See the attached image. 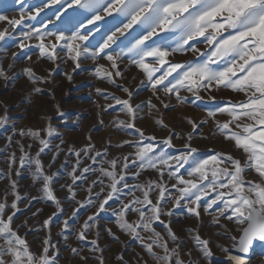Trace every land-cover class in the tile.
I'll return each instance as SVG.
<instances>
[{
	"label": "rangeland",
	"instance_id": "rangeland-1",
	"mask_svg": "<svg viewBox=\"0 0 264 264\" xmlns=\"http://www.w3.org/2000/svg\"><path fill=\"white\" fill-rule=\"evenodd\" d=\"M37 9H40L39 13ZM99 14L101 20L88 24L93 12L79 7L72 0H57L56 3H52V0H0V15L7 17V20L21 21L15 28L10 27L7 20L0 21V31L8 29L5 40L0 41V68L7 76V79L0 77V117L6 115L8 118L6 123L0 125V203L8 205L4 218L15 213L12 228L28 241L35 253L41 252L43 241L50 238L55 247L50 248L49 255L56 254V264H100L101 259L103 264H156L143 247V244L151 242L148 239L151 233L140 228L137 231L142 239L133 237L120 229L117 214L123 204L137 198L143 199V191L138 185L147 190L150 182H162L170 195L166 194L161 211L172 214H162L160 221L153 222V227L168 242L169 248H178L184 264H189V261L192 264H230L224 258L222 248H228L232 244L231 237L239 232L235 223L223 217L219 218V223L214 222V218L219 216V208L223 207L219 201L205 211L215 193L209 192L201 198L196 209L198 216L188 211L189 207L195 206L185 201L174 206L179 193L171 187L176 180L168 176V171L174 169L165 167L161 176L157 169H140L138 162L133 163L135 145L141 140L135 129L144 133V143L155 146L156 155L160 152L169 156L180 155L189 150L184 147L188 144L197 150L193 155L198 159L227 153L243 161L245 155L235 148L232 141L227 140L229 144L226 147L214 142L223 136L217 130V122L222 124L230 119L217 109L229 103L241 102L246 99L245 95L222 86L202 89L198 93L199 99L184 88L178 93H166L164 86H170L169 82L175 83L177 73H172L164 85L153 90L143 71L130 63L131 54L127 52L135 40L144 34L138 25H133L122 36L117 33L116 42L93 57L92 54L98 51L107 37L127 22L115 12L105 15L101 11ZM77 29L88 35V39L82 42L81 55L75 62L71 59L72 54L63 47L64 41L58 43L54 36H45L43 43L49 45V51L52 50L50 43L56 44V58L50 60L47 54L41 55V41L35 35L31 39H24L23 36L25 32L34 30L42 33L59 31L69 36ZM177 36L178 33L158 32L145 43L155 41L171 51L176 47ZM20 44L24 46L19 47ZM193 47L198 51H192ZM84 48H87V52L83 51ZM184 48L185 51L172 52L167 56L168 63L183 65L207 59L206 55H201L209 49L203 37L189 41ZM118 52L124 54L115 59L116 68H113L112 61L106 57L112 55L115 58ZM148 60L151 61V58ZM154 66L160 67L158 64ZM24 69L32 70L35 82L28 79ZM117 71L121 73L120 76H116ZM35 89L40 91L36 92ZM123 89H128V92ZM177 95L182 101L177 99ZM117 99L129 100L134 109L140 106L136 110L134 128L127 127L130 117ZM150 103L155 107H150ZM210 111L216 114L209 116ZM121 121L124 123L121 124ZM157 121H161L163 126ZM189 121L197 127L194 129ZM49 127L54 129L52 136L47 135L46 129ZM21 130L25 132L24 136L20 135ZM30 130L39 131L40 136L27 135ZM232 130L238 131L235 125H232ZM149 137L155 139L150 140ZM169 137L171 147L162 143ZM40 139L48 142L39 158L44 165V173L53 176L51 187L59 201V210L55 203L45 198L42 180H33L34 166L28 163L23 168L20 166L21 145L26 157L35 158L43 147ZM125 141L131 144H125ZM13 156L14 162L10 159ZM124 157H128V168L124 171L125 180L118 186L120 192L114 194L101 210L100 201L106 198L110 190V180L101 174V169L111 170L110 162L115 159L119 173L125 163ZM189 167L186 164L180 169L179 174L185 179L190 178L187 176ZM74 168V175L79 177L75 184L69 175ZM85 169L88 171L85 172ZM245 180L258 182L260 177L249 170L245 173ZM94 181L97 183L93 184ZM13 182L16 184V194L21 197L16 209L11 207L15 200L11 187ZM125 183L128 188L124 187ZM69 186L75 193L74 198L68 191ZM149 196L155 204L159 197L158 188L153 186ZM89 200L91 203H88ZM134 206L147 207L140 204ZM89 216H95V219L88 221L90 227L85 230L82 226ZM50 217L45 227L44 221ZM126 219L136 223L139 214L129 211ZM66 220L68 227L65 229ZM165 224L177 237L175 242L168 237ZM82 230L83 239L79 236ZM197 234L209 241L211 256H205L195 244ZM93 241L96 243L93 244ZM72 249L77 250L75 254ZM154 251L163 254L161 249ZM250 264H264V242L255 250Z\"/></svg>",
	"mask_w": 264,
	"mask_h": 264
},
{
	"label": "snow or ice",
	"instance_id": "snow-or-ice-1",
	"mask_svg": "<svg viewBox=\"0 0 264 264\" xmlns=\"http://www.w3.org/2000/svg\"><path fill=\"white\" fill-rule=\"evenodd\" d=\"M56 2L57 0H52V3ZM72 2L93 12L92 18L87 21L88 24L101 20L102 17L99 14L101 11L105 15H112L115 12L127 21L107 37L98 51L92 54L93 57L115 43L117 33L122 36L133 25L140 27L144 34L135 40L127 52L131 54L130 63L143 71L153 90H156L159 85H164L172 73H177L175 83L169 82L170 86H164L163 91L166 93H178L181 88H184L199 99L198 93L202 89L211 90L213 86H222L245 95V100L235 104L229 103L228 106L217 109L218 112L226 113L230 117L222 124L217 122V130L225 140L232 141L235 148L242 151L245 155L243 161L227 153H216L207 158L198 159L193 155L197 150L190 148L188 144H185L184 147L189 150L180 155L169 156L164 152L156 155L154 154L155 146L151 143H144V133L140 129H135L141 140L135 145V161L133 163L138 162L140 169H157L161 176L164 174L165 167L174 169L168 171L169 178L176 180V184L171 187L179 193L175 197L174 206L185 201L186 204L195 206L189 207L188 211L197 216L199 213L196 209L199 207L201 198L207 196L209 192L215 193V197L209 201L205 211L219 201L223 207L219 208V216L214 218V222L219 223V218L223 217L235 223L239 232L238 237H231V249L225 247L222 248V251L230 255L232 252L246 254L254 241H264V0H72ZM36 11L39 13L40 9ZM31 18L34 19V17ZM57 19H59V14H57ZM4 20H7V17L0 15V21ZM7 23L10 27L15 28L21 21L11 19L7 20ZM81 27H83L82 24ZM158 32L178 33L176 47L169 51L167 47L158 45L155 41H152V44L145 43ZM7 34V28L0 31V41L5 40ZM33 35L41 41L39 48L42 56L47 54L48 59L55 60L56 44L50 43L52 50L49 51V45L43 43L45 36H54L58 43L64 41L63 47L72 54L71 59L74 62L81 55L82 42L88 39V35L81 33L79 29L73 31L69 36H65L63 32L59 31L42 33L39 30L23 34L24 39H31ZM200 37H203L209 46L208 52L201 53V55H206L207 59L200 63L183 65L168 63L167 56L172 52L185 51L184 46L188 45L189 41ZM18 46L23 47L24 45ZM191 50L198 51L194 47ZM83 51L87 52V48H84ZM123 54V52H118L115 54V58L108 55L106 59L112 61V67L116 68L115 59ZM148 58H151V61ZM154 64H158L160 67H155ZM213 65H217V67H213ZM24 73L30 81H36L31 69H24ZM157 73L161 74L156 75ZM115 74L116 76L121 75L119 71ZM109 75L111 74L109 73ZM0 77L7 79L2 68H0ZM123 90L128 92V89ZM35 91L39 92L40 89H35ZM177 99L182 101L179 95H177ZM117 103L124 106L123 110L130 117L127 127L134 128L136 110L140 106L137 105L134 109L127 99H117ZM149 106L155 107L151 103ZM165 106L167 107V105ZM215 114L211 111L208 113L209 116ZM7 119L6 115L0 117V125L6 123ZM120 123L123 124L124 121ZM157 123L163 126L161 121H157ZM189 123L194 129L197 127L192 121ZM232 125H235L238 131H233ZM53 131L54 129L51 127L46 129L48 136H52ZM20 135L24 136L25 132L21 130ZM27 135L39 137L40 132L30 130ZM148 139L155 138L149 137ZM39 143L43 147L36 153L35 158L26 157L23 154V145H21L20 166L23 168L25 163L34 166L33 180H42V191L45 198L55 203L59 210V201L51 187L53 176L44 173V165L39 158L48 142L45 139H40ZM124 143L131 144L130 141ZM162 143L171 147V137L163 140ZM97 155L100 154L97 153ZM10 159L13 162L15 160L14 156ZM124 160L125 163L119 173L116 171L117 161L115 159L110 162L111 170L101 169V174L110 180L108 185L110 190L106 198L99 204L101 210L113 198L114 194L120 192L118 186L125 180L124 171L128 168V157H124ZM186 164L190 165L187 171L189 179H185L183 175L179 174L180 169ZM249 170H253L259 175L258 182L245 180V173ZM75 171L74 168L73 173L69 174L72 176L73 184L79 179L74 175ZM84 171L87 172L88 169ZM95 183L97 181L93 182V184ZM153 186L159 190V197L155 204L149 196ZM11 187L15 195L11 207L16 209L17 201L21 197L15 192V182ZM124 187L128 188V185L125 183ZM137 187L143 191V199L137 198L130 203L123 204L117 214L118 226L137 239H142L137 231L140 228L151 233L148 237L151 242L143 244V247L156 261V264H184L180 259L178 248H169L168 242L153 227V222L160 221L162 214L169 216L172 214L170 211L168 213L161 211V204L164 202L166 194L170 195L168 188L162 182H150L147 190H144V186L141 185ZM68 191L74 198L75 193L71 186L68 187ZM88 203H91V200ZM136 204L147 207L136 208L134 206ZM7 207L6 203H0V241H2L0 243V264H56V254L49 255L50 248L55 247L51 244L50 238L43 241L44 247L41 252H33L28 241L12 228L15 213L4 218L3 214ZM129 211L138 212V222L131 223L126 219V214ZM146 213L151 215H146ZM226 213L229 214L226 215ZM75 214L74 212L73 215L75 216ZM50 219L51 217L44 221L45 227L48 226ZM94 219L95 216H89L82 228L85 230L89 228L88 221ZM161 223L163 222L161 221ZM164 226L167 229L168 237L175 242L177 239L175 234L167 224ZM64 227L65 229L68 227L67 220L64 222ZM79 236L81 239L84 238L83 230ZM194 242L205 256H211L208 240L201 239L197 234L194 237ZM92 243L95 244L96 241ZM156 248L161 249L163 254L154 251ZM72 251L75 254L77 250L72 249ZM232 258L237 261V264H245L240 255H233ZM100 264H103L102 259ZM189 264L192 262L189 261Z\"/></svg>",
	"mask_w": 264,
	"mask_h": 264
},
{
	"label": "bare ground",
	"instance_id": "bare-ground-1",
	"mask_svg": "<svg viewBox=\"0 0 264 264\" xmlns=\"http://www.w3.org/2000/svg\"><path fill=\"white\" fill-rule=\"evenodd\" d=\"M224 92H228L227 90H223ZM219 116V115H218ZM216 142H214V143H216V145H218V146H223V147H226L228 144H229V141H227V140H225V138L223 137V136H219V138H216V140H215ZM225 255H224V258L225 259H228V261L230 262V264H237V261H235L233 258H232V256L233 255H240L241 256V258L244 260V262H245V264H250V261H251V258L253 257H251V258H249L247 255H245V254H242V253H239V254H237V253H235V252H232V254L230 255L229 253H224Z\"/></svg>",
	"mask_w": 264,
	"mask_h": 264
},
{
	"label": "water",
	"instance_id": "water-1",
	"mask_svg": "<svg viewBox=\"0 0 264 264\" xmlns=\"http://www.w3.org/2000/svg\"><path fill=\"white\" fill-rule=\"evenodd\" d=\"M239 236V233H238V235H237V237ZM264 241H254L253 242V244H252V246L250 247V250H249V252L248 253H246L245 255H247L248 257H250L251 256V254H254V252H255V250L258 248V246L260 245V244H262ZM232 245V244H231ZM231 245L228 247L229 249H231ZM242 254H244V253H242Z\"/></svg>",
	"mask_w": 264,
	"mask_h": 264
},
{
	"label": "built area",
	"instance_id": "built-area-1",
	"mask_svg": "<svg viewBox=\"0 0 264 264\" xmlns=\"http://www.w3.org/2000/svg\"><path fill=\"white\" fill-rule=\"evenodd\" d=\"M253 256V254H251V256L249 258H251ZM228 261V259H226Z\"/></svg>",
	"mask_w": 264,
	"mask_h": 264
}]
</instances>
